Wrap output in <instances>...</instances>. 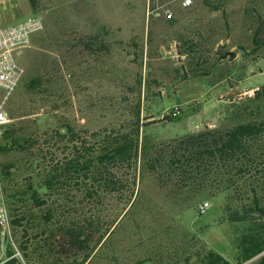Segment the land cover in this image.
I'll return each mask as SVG.
<instances>
[{
  "label": "rangeland",
  "instance_id": "374dc122",
  "mask_svg": "<svg viewBox=\"0 0 264 264\" xmlns=\"http://www.w3.org/2000/svg\"><path fill=\"white\" fill-rule=\"evenodd\" d=\"M38 3L40 11L32 12L28 0L0 2V27L31 16L43 23L14 53L24 74L3 104V125L13 126L19 135L62 125L88 134L121 130L132 126L138 109L140 123L148 124L141 128L143 141L152 144L205 127L232 126L240 119L232 112L242 111L252 92L264 87V49L253 50L252 44L254 30L264 24V0H192L189 7L182 0ZM93 36L101 44L90 50L79 45ZM188 38L196 41V57L201 53L199 68L209 74L183 80L180 70L195 62L177 52ZM94 84L102 87H90ZM4 94L0 90V102ZM250 107L264 116V100ZM172 112L177 116L163 121ZM22 177L16 172L13 184L23 186ZM2 185L0 180V189ZM138 193L125 216L134 200L126 203L127 195L109 197L99 207L102 227L121 218L84 264H197L203 246L236 264L245 235L264 248V218L229 220L235 209L231 203L230 210L223 209L227 194L203 199L210 205L197 213L200 203L191 200L195 195H172L150 178L140 182ZM260 203L264 205V193ZM9 232L1 258L15 246L21 256L13 264H27L20 233L11 224ZM262 256L264 251L242 264H256Z\"/></svg>",
  "mask_w": 264,
  "mask_h": 264
},
{
  "label": "trees",
  "instance_id": "16d2710c",
  "mask_svg": "<svg viewBox=\"0 0 264 264\" xmlns=\"http://www.w3.org/2000/svg\"><path fill=\"white\" fill-rule=\"evenodd\" d=\"M38 1L28 0L33 12L40 11ZM262 25L254 30L253 50L264 49ZM96 44H101L96 36L79 42L88 50ZM183 44L178 54H186L188 61L195 62L189 70H180L182 79L208 75V69L199 68L202 61L200 52L196 57V41L183 39ZM261 100L264 87L255 89L249 98L251 104ZM250 103L242 111L237 108L232 112L240 119L228 128L205 127L152 144L143 141L141 128L148 124L140 123L138 109L130 128L90 134L62 125L19 135L13 126L0 125L1 195L11 226L20 233L23 259L27 264H84L121 218L115 217L102 227L99 207L109 197L120 200L127 195L126 203L134 200L125 216L145 178L172 195L185 193L188 199L195 195L191 200L196 205L205 198L227 194L223 209L230 210L229 203L234 206V215L229 218L233 222L264 218L260 203L264 179L259 181V175L264 178V116L253 111ZM176 116L169 115L163 121ZM16 172L23 174V186L13 184ZM248 238L240 239L242 248L236 264L264 251ZM13 251L8 249L6 256L12 257ZM198 258L197 264H232L204 246ZM14 262L13 257L5 264ZM256 264H264V256Z\"/></svg>",
  "mask_w": 264,
  "mask_h": 264
},
{
  "label": "built area",
  "instance_id": "2783aa9c",
  "mask_svg": "<svg viewBox=\"0 0 264 264\" xmlns=\"http://www.w3.org/2000/svg\"><path fill=\"white\" fill-rule=\"evenodd\" d=\"M191 4L192 0H182L183 7H189ZM166 14L168 15L169 12L165 11ZM42 29L41 19L35 16L28 17L17 25L0 27V90L5 93L0 102V125L6 122V114L3 110L4 101L18 85L24 74V69L17 63L14 53L29 42L31 34ZM176 114L177 112L171 113L173 116ZM209 205V202H203L197 206L196 210L198 213H203ZM9 231L10 217L0 191V264H5L15 256H21L19 250L13 246L14 255L10 258H1L2 242L10 235Z\"/></svg>",
  "mask_w": 264,
  "mask_h": 264
},
{
  "label": "crops",
  "instance_id": "0c3cea01",
  "mask_svg": "<svg viewBox=\"0 0 264 264\" xmlns=\"http://www.w3.org/2000/svg\"><path fill=\"white\" fill-rule=\"evenodd\" d=\"M3 1H5V0H0V2H3ZM29 9H30V7H29ZM31 10V9H30ZM32 11V10H31ZM33 12V11H32ZM22 21H20L19 23H21ZM19 23H17V24H19ZM16 25V24H15ZM90 87H102V86H99L98 84H94V85H91Z\"/></svg>",
  "mask_w": 264,
  "mask_h": 264
},
{
  "label": "water",
  "instance_id": "95a60500",
  "mask_svg": "<svg viewBox=\"0 0 264 264\" xmlns=\"http://www.w3.org/2000/svg\"><path fill=\"white\" fill-rule=\"evenodd\" d=\"M225 56H223V58H224ZM228 57H229V59H232L233 57H234V53H228Z\"/></svg>",
  "mask_w": 264,
  "mask_h": 264
}]
</instances>
